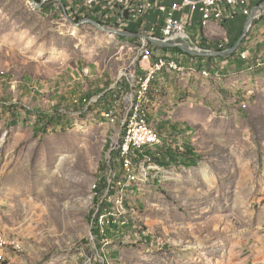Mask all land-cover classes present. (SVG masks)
<instances>
[{
    "label": "rangeland",
    "instance_id": "1",
    "mask_svg": "<svg viewBox=\"0 0 264 264\" xmlns=\"http://www.w3.org/2000/svg\"><path fill=\"white\" fill-rule=\"evenodd\" d=\"M216 27L218 46L229 33ZM247 39L243 51L254 64ZM142 46L141 38L75 26L58 5L44 12L31 0H0V237L7 239L0 264H264V67L243 70L247 61L233 69L220 59L188 60L186 75H155L161 94L153 87L149 121L164 142L190 143L196 164L151 163L148 177L119 180L110 218L121 229L109 225L105 240L94 239L95 185L120 144L128 103L126 92L114 107L98 103L97 93L83 96L147 68ZM10 103L17 118L4 107ZM60 103L81 109L36 133L37 113L29 111L53 112Z\"/></svg>",
    "mask_w": 264,
    "mask_h": 264
},
{
    "label": "built area",
    "instance_id": "2",
    "mask_svg": "<svg viewBox=\"0 0 264 264\" xmlns=\"http://www.w3.org/2000/svg\"><path fill=\"white\" fill-rule=\"evenodd\" d=\"M169 1L170 2H168V0H62V3L69 16L74 20L79 19L81 21L87 18H92L107 28L120 31H127L131 25H136L138 32L150 34L157 38L165 40H173L176 38L189 39L195 48L201 50H209L213 48H205L203 45L204 39L201 38V35H195L192 32H189V27L193 25V21H186L177 17V12H181L185 8H189L191 12H199L201 15V25L210 24L213 20L223 23L229 18L235 16L237 9L239 8L247 15L252 12L249 0ZM49 2L58 5L59 9L65 16L62 3L59 0H46L44 4ZM153 11H157L160 14L162 22L159 36L157 35V25H153L150 28L147 26V16ZM177 26H184V33H177ZM223 47L224 45L220 44V48ZM144 50H151V57H144ZM156 52H167L168 60H156ZM141 53L143 61L148 63V67L145 68L141 65L132 70L126 71L119 79L118 83H114V85L106 89L105 92L116 88L126 92L128 103V112L125 114L126 126L128 118H135V127L138 129V134H143L145 140L146 138L158 137L159 134H154L153 131H147V122H142L141 113L138 112L139 103L135 101V91L142 89L143 77L146 70L150 69L156 62L176 61L177 63H186L184 58L186 60L187 57L182 53L166 51L159 46L154 47L150 44V41L145 39H143ZM240 56L244 60L248 59L249 51H242ZM190 60V62H197L198 58L197 61L196 58H191ZM105 92H103V94ZM115 151H119V157H126L127 160H129V163L135 161L134 157L127 156L126 144H119ZM109 171L112 173L113 169L109 168ZM110 174H108V176H110ZM106 190L107 188L105 191ZM102 196H104V193ZM93 237L95 239L94 235Z\"/></svg>",
    "mask_w": 264,
    "mask_h": 264
},
{
    "label": "trees",
    "instance_id": "3",
    "mask_svg": "<svg viewBox=\"0 0 264 264\" xmlns=\"http://www.w3.org/2000/svg\"><path fill=\"white\" fill-rule=\"evenodd\" d=\"M37 1L41 2V0H37ZM52 5H53V2H49V3L44 4L42 6V11H44V12L46 10L48 11L49 8L52 7ZM76 21H80V20L76 19ZM226 28L228 30V33L230 34V29L227 26H226ZM127 30L132 31V32H138L136 25H131ZM118 39L121 41H139V38L125 37V36H118ZM237 40L238 39H236V41ZM150 44L154 47H157L156 45H154L151 42H150ZM233 45H234V43L230 42L227 47L224 46L223 48H219L218 50H224V49L230 48ZM242 45H243V43L241 44L240 48L238 49L239 50L238 52H235L226 58L225 57H213V56H211V57H195V56H192V55L184 52L183 50H181L178 47H175V48L161 47V48L164 50L177 51L179 53L186 54V55L194 57V58H198L199 60L213 61L215 59L225 60V59H229V58H233V57L237 56L239 52L243 51ZM147 52L149 53V52H151V50H148ZM146 76H147V72H145L143 78H145ZM109 87L110 86H108V88ZM108 88H106V89H108ZM106 89L100 88V89L93 90V91L91 89H89L88 91H86L85 95L83 96V99L85 98V100L87 99V101L91 100L93 95L95 93H97L100 96L98 103H101L104 105H106L108 103V105L112 104L114 107V105L118 102V100L121 99V97H122L121 94H124L125 91L116 88V89L109 90V91L105 92ZM103 92H105V93L103 94ZM69 105L70 104H64V106H63V104L61 105V103H60L59 106H62V107L56 108L55 110H53V112H49L48 110H44L41 108H36L34 106L33 110L29 111V112L37 113V121H36L37 125L35 127V132L36 133L47 132L50 128H57L58 126L64 124V122H66V121L69 122L70 121L69 116L71 114L72 107H77V109H81L80 105H78V104L72 103V105H73L72 107H70ZM4 107L6 110H8V112H10L13 115V117H15V118L18 117V115L16 114V111H15V109L18 108V106L16 104L10 103V104H6ZM60 108H64L65 109L64 111H66V112L60 111ZM82 108H84L83 104H82ZM106 111L111 112L112 108H107ZM121 118H123V117H121ZM121 118L119 119L120 123H121ZM16 123H17V119L13 122V124H16ZM170 126L172 127L171 129L175 134L180 133L181 130L179 127H177L175 125H170ZM165 129L167 130V132H170L172 134V131H168L169 130L168 127H166ZM123 136L124 135L122 134L120 145L123 144V142H124ZM160 136H161V134H160ZM161 140H162V145H158L154 149H150V150L148 149V150H145L143 152H136V155H137L136 161L142 162L144 160L149 159L150 160L149 163H155L162 168H166L170 165L193 166L196 164L197 155L195 153V148L190 143L184 142V144H182L180 147H177L176 145H174L175 143L173 142L172 139H168L171 142H167V141L164 142V140L161 136ZM108 145H109V142H108L107 146ZM119 155H120L119 151L114 150L111 153V162L110 163L105 162L100 166V169L104 172V174L102 176H100V178L98 179V182L95 185L96 195H99V196H96L94 201H95L96 205L97 204L99 205V207H98L96 213H95V210H93V211H91V214H89V216H90V218H92V216L94 217V220H93L94 226H93L92 232H93V235L95 236L96 241L99 243H101L103 240L106 239L101 234V225L99 224V218H100L101 214L108 211L109 208H113V207L115 208L117 206V204L114 201H112V197L115 194H117L119 189L121 188V184L118 183V181L126 178V173L123 169V165L121 164L122 158L119 157ZM138 158L140 160L142 159V161H140ZM135 159H136V157H135ZM149 163L147 162V164H149ZM109 168L113 169V172L110 174V176H108V174H107ZM106 188L109 191H107V190L105 191ZM103 193H104V196H102ZM101 196H102V200H101ZM110 226L113 227L114 230H116V232L117 231L119 232L121 229V227L114 222H111ZM109 231H108V233H109ZM110 234H113V233L111 232ZM99 243L97 244L98 249L101 248V245Z\"/></svg>",
    "mask_w": 264,
    "mask_h": 264
},
{
    "label": "bare ground",
    "instance_id": "4",
    "mask_svg": "<svg viewBox=\"0 0 264 264\" xmlns=\"http://www.w3.org/2000/svg\"><path fill=\"white\" fill-rule=\"evenodd\" d=\"M207 25H209V24H207ZM207 25H202V26L206 27ZM177 33H184V26H177ZM201 38H202V36H201ZM150 56H151L150 54L145 55V57H150ZM156 60H168V53L167 52H156ZM190 66L188 65V63H177L176 61H159V62H156L150 68V71L147 73V76L145 78H143L142 89L135 91V101L137 103H139L138 112L141 113L142 122H147V131H153L154 134H159L157 129L148 121L149 118L147 116V112H145V109H146L145 106L153 101V98H154L153 95H155L153 92V86H152V81L156 77L155 75L158 72H161L164 70H168L171 72H178V73L183 74L187 70H191ZM155 90H156V92L159 91L158 88ZM114 120H115V118H114ZM135 126H136V119L135 118H128L127 119V126H126V117H124V119H123L124 142H123V144H126L127 156L128 157H134V158L136 157V159L133 163H129V160H127L126 157H121L122 158L121 164L123 165V169L126 173V178L128 179V181H135V180H137V178L140 179L141 177L146 178V177H148V175L150 173L146 170V167H144V166L151 164V163H149L150 160L149 159L148 160L143 159L144 161H142V159L140 160L138 158L142 162H139V161L137 162L136 161L137 160L136 152H143V151L148 150V149L149 150L154 149V146H156V145L157 146L162 145V140H161L160 134L158 137L146 138L144 140V135L138 134V129ZM129 130H130V133H129ZM140 146H141V148H140ZM147 162L149 164H147ZM149 167H152L153 169H160L161 168L157 164H156V166H149ZM205 176H206V178L209 179V175L207 172H205ZM6 189H8V188H6ZM107 191H109V190H107ZM9 192H10V190H9ZM113 209H114V207L109 208L108 211L101 214V216L99 218V224L101 225V234L104 238H107V236L109 235L108 226L112 222L110 217H111V215L114 214ZM5 244H7V239L4 238L3 236H1L0 237V248H3L5 246Z\"/></svg>",
    "mask_w": 264,
    "mask_h": 264
},
{
    "label": "crops",
    "instance_id": "5",
    "mask_svg": "<svg viewBox=\"0 0 264 264\" xmlns=\"http://www.w3.org/2000/svg\"><path fill=\"white\" fill-rule=\"evenodd\" d=\"M168 2L170 1L168 0ZM249 4L252 8V12H254L255 17H254L253 25L250 28L251 29L250 33L249 35L247 34L248 39L244 42V44L245 45L250 44L249 46H251V48H254V64L248 63V59L247 60L240 59L241 52H239L238 55L233 58L225 59L224 63L228 62V65L231 68L235 69L237 67H243L244 61H247L246 66H244L243 70L254 69L255 71L257 67L259 66L264 67V8H262L264 6V0H249ZM250 14L248 15L244 14L243 11L239 8L237 9L236 15L229 18L225 22L222 23L220 21L213 20L206 27H203L201 25L200 13L191 12L189 8H185L183 11L177 12L176 16L186 21H193V25L189 27V32H192L195 35L200 34L202 36V39H204L203 45L205 48L207 47V48H213V50H218L220 48V44H223L225 47H227L229 45V42H233L241 26L242 25L245 26L246 20L250 16ZM153 25H157V35L159 36L161 32L162 22L160 19V14L157 11H153L147 16V26L150 28ZM216 26H224L225 29L227 26L230 29V34L227 38H225V42H221L218 46H215V44L211 43V41L212 42L215 41L213 37L215 35H218L220 32ZM226 32L228 33L227 29L225 33ZM166 51L179 53L177 51H172V50H166ZM186 57H187L186 58L187 62L191 58H194L188 55H186ZM215 60H219V59H215ZM196 61H197V58H196ZM201 61L205 62L207 60H201ZM159 73H160L161 79H164V77L162 78V75L165 72L161 71ZM169 73H175L179 75L178 72L169 71ZM183 75H186V74L183 73ZM153 87L160 89V93L156 95V96H159L161 94V88L159 86H153ZM165 134L168 135V133H165ZM169 135H171V133H169Z\"/></svg>",
    "mask_w": 264,
    "mask_h": 264
},
{
    "label": "water",
    "instance_id": "6",
    "mask_svg": "<svg viewBox=\"0 0 264 264\" xmlns=\"http://www.w3.org/2000/svg\"><path fill=\"white\" fill-rule=\"evenodd\" d=\"M45 1L46 0L38 2L37 0H31V2L35 6V8H41ZM59 1L62 3V0H59ZM62 6L64 9V14L66 16V19L68 21H70L72 24H74L75 26H80V25H84V24H91V25L97 27L98 29H101V30L108 32L110 34H116L118 36L135 37V38L145 39V40H148L151 43H153L157 46H160V47H167V48L178 47L181 50H183L184 52H186L192 56H195V57H211V56H213V57H228V56L232 55L233 53H235L240 48L241 43L243 42L244 38L247 36L251 26L253 25L254 17H255L254 12H252L246 20L242 36L240 38H238L236 43L233 46H231L230 48H227L224 50H213V49L201 50V49L195 48V46L190 42L189 39L176 38L173 40H165V39L157 38L156 36L146 34V33H142V32H132V31H128V30L127 31L115 30V29L107 28V27L101 25L99 22H97L96 20H94L92 18H87V19H84L81 21H76L69 16V14H68L63 3H62ZM262 8H264V6Z\"/></svg>",
    "mask_w": 264,
    "mask_h": 264
}]
</instances>
